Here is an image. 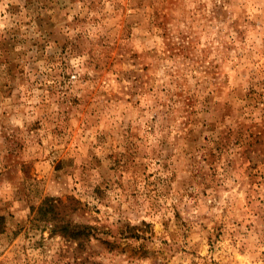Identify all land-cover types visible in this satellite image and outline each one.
<instances>
[{
	"label": "rangeland",
	"instance_id": "374dc122",
	"mask_svg": "<svg viewBox=\"0 0 264 264\" xmlns=\"http://www.w3.org/2000/svg\"><path fill=\"white\" fill-rule=\"evenodd\" d=\"M0 264H264V0H0Z\"/></svg>",
	"mask_w": 264,
	"mask_h": 264
},
{
	"label": "trees",
	"instance_id": "16d2710c",
	"mask_svg": "<svg viewBox=\"0 0 264 264\" xmlns=\"http://www.w3.org/2000/svg\"><path fill=\"white\" fill-rule=\"evenodd\" d=\"M46 201H49L50 212H53V210L55 208H57V204L55 203V201L53 199H47ZM42 205H44V204H42ZM41 209H43V206ZM81 234H82L81 229H76L75 231L72 232L73 237H76V238H78Z\"/></svg>",
	"mask_w": 264,
	"mask_h": 264
}]
</instances>
